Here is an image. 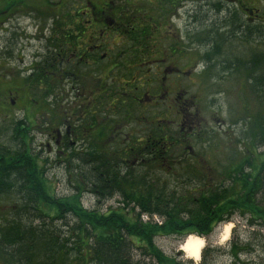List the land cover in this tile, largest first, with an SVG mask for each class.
<instances>
[{
    "label": "trees",
    "instance_id": "obj_1",
    "mask_svg": "<svg viewBox=\"0 0 264 264\" xmlns=\"http://www.w3.org/2000/svg\"><path fill=\"white\" fill-rule=\"evenodd\" d=\"M211 1L158 0L161 7L168 3L166 7L160 8L162 13H159V17L170 13L177 15L178 9L175 7L182 2L194 5L205 2L204 9L214 12L218 20H221L217 28L211 27L206 31L201 27L193 38L196 42H202L208 40L210 35H216L205 55L208 62L212 59L210 57L224 54V47L229 45L227 42L232 37L241 39L243 44L249 43L253 37L262 39L264 43V26L260 25L264 23V18L258 15L259 11L264 13V6L259 10L257 7L247 8L246 4L252 3L250 0ZM100 3L102 0L95 4ZM230 3L235 8L245 7L243 10L250 15L249 19H253L252 22H240L238 9L231 8ZM143 4L133 2L128 7L130 12H121L125 13L122 19L129 23L131 35L119 38L131 40V52L137 60L147 56L145 51L153 31L150 23L154 22ZM199 10H194L191 19H195ZM131 15L134 19L138 15L147 19L145 22L133 21L130 20ZM66 48L60 45L64 54ZM94 52L93 59L98 61V55ZM250 58L246 60L234 56L232 60L225 59V62L217 63V67L209 69L208 65L206 68V71H211L212 77L213 74L218 76L217 79L223 77L222 73L231 74L232 70L240 72L238 76L242 74L241 79H244L247 90V95L241 99V106L246 112L249 110L248 102H252L259 110L256 120L249 126L250 130L244 131L250 136L244 157L232 159L234 162L228 165L229 169L220 173L210 167L209 159L203 153L189 151L175 141L165 149L158 147L136 152L140 161H150V164L137 162L141 166L138 172H123L127 162L121 164L117 148L107 152L100 148L90 150L89 146H82L77 152L74 146L65 142L59 146V149L64 148L62 154L65 155L61 156L60 162L79 170L78 173L74 170L75 175L78 174L74 182L76 192L55 196L46 184L47 179L43 175L45 169H41L37 163L39 154H32L25 140L28 136L27 126L23 122L15 123L13 138L18 142L17 149L0 144V264H140L134 258L135 249H140L156 264H185L172 258L168 260L154 247L153 238L158 235L207 236L218 223L231 219L236 211L264 225V159L254 162L258 147L264 149V51L254 52ZM45 63V69L48 70L51 67L50 61ZM212 68L216 69L215 72ZM137 78H130L127 74L123 84L132 83L133 80L141 84L142 79ZM37 79L34 78L33 85L38 88ZM51 81L52 78L43 82L44 90H52ZM69 89L67 86L59 90V93L63 94ZM93 99L96 100V97ZM242 114L243 118L247 115ZM17 132L20 134L17 135ZM226 145L233 147L234 157L239 154L238 146L231 140ZM262 153L264 157V151ZM71 161L72 165L69 164ZM205 166H209V169ZM160 171L176 178L178 182L175 183L178 184L170 187L167 178L160 176ZM80 191H86L97 203L119 195L118 203L122 204V208L108 207L105 211L97 207L85 208L79 199ZM11 199L10 206L4 210L5 202ZM3 212L6 215L2 216ZM142 214L149 218L156 215L161 218L160 223L151 219L143 221Z\"/></svg>",
    "mask_w": 264,
    "mask_h": 264
},
{
    "label": "rangeland",
    "instance_id": "obj_2",
    "mask_svg": "<svg viewBox=\"0 0 264 264\" xmlns=\"http://www.w3.org/2000/svg\"><path fill=\"white\" fill-rule=\"evenodd\" d=\"M44 1L47 0H27V2L33 5L43 3V7H45L46 4ZM52 1L55 2V4L61 3V7L58 8L57 12L60 13L62 8V12H65V14L67 13V15L66 17L60 16L55 18L54 15H52L53 13H45L44 25H46L50 19V27L54 29V34H43V41L39 44L41 48H43V52L47 50V43L49 44L53 40L52 38L57 34L58 36L61 34L59 36L61 40L59 41V45H63L66 48L68 42H64L66 39L62 38V36H64L63 34H68L67 32L75 27L73 22L77 21V23H79L82 21V18L78 17L79 20L72 19L73 22H71V17L67 16L69 10L73 14L77 10H81L82 7L80 5L84 0ZM92 1L97 3L101 0ZM107 1H112L110 4L114 5V7L110 9L111 13H108L109 18L114 17L113 14L115 12H117L115 13V17H117V14L122 12V10L130 12V8H128L129 5L138 1L145 3L143 6L146 5V12H149L148 15L152 16L154 19V22L150 23L153 27L152 37L150 38L152 43L151 41L149 42L148 48H146L147 51H145L148 52L149 49H152L150 57L147 56L149 60H152L151 62L142 60L141 62L146 63L143 65L142 63L139 65L134 64L135 58L130 48L131 40L126 39V37H114L113 40H109L108 43L104 45L103 50H105L104 54L106 58L97 65L100 66L101 69L102 65L103 67L106 66L105 63L116 64L113 69L115 73H117L119 80L122 76L121 78H123V81H125L124 76L129 73L132 67L139 66V68L136 69V77H138L137 79H142V83L139 84L138 81L134 82L138 89L136 96L144 95L143 97L141 96L139 103L136 102L128 105L127 111L129 112V116H127L126 119L124 118L120 125H116L115 130L121 133V135L120 133H118L119 136L117 135L118 142L113 140V136L105 134L110 133V131L108 132L106 129L101 131V125L91 128L92 134H88L90 131L87 133L85 128L87 122L92 119V116L88 113L89 106L93 105V97H97V92L93 97L90 96V94L95 86L98 87L99 82L94 83L90 77L93 78L98 76L99 78L101 74L100 69L95 68L97 67L96 64L90 67L91 76H89V73H86L89 69L81 71V69H83V64H80L78 69L76 68L77 84H72L73 90L69 89L68 92L65 91L63 94L61 93V99L58 102L52 103V105H56L53 109L51 108L50 102L44 100L47 96L43 94L42 90L33 86L30 81L26 82L27 86L22 85L24 84L23 79L26 77L24 73L26 67L23 65L24 60L28 56V58L30 57L28 59L29 61L31 57L34 56L31 53L34 48L31 49L28 47L27 49H23V45L18 42V46L16 44L11 46V55L13 57L4 58L3 54L6 56V53H4V49H0V144L10 146L12 149H17L18 142L13 138V127L15 123L23 122L25 124L24 126H27L25 128L28 134L25 140L32 149V151L30 149L31 153H38L40 156L37 159V163L41 169H45L43 175L47 179L46 184L48 183V188L51 187L52 194L55 196H67L76 192L74 182L75 176L78 175L77 173L79 170L76 167L74 169L69 168L60 162L61 156L65 157V155L62 154L64 148L59 149V146L62 144L59 146L55 144L56 134L58 133L56 132L57 128H60L58 130L63 131L64 134L70 126L76 123L77 131L74 132L76 144L74 147L77 152L80 151L78 148L82 146H89V149L91 148L90 150L100 148L107 152H112V150L116 148L117 143H123L129 138L135 145L143 147L139 143L141 142L143 144L146 136L155 131L159 123L163 128L169 127L172 132H175L174 130L179 128L178 121L182 111L179 109L180 106H175L173 102L174 100L178 101L177 98L179 99L181 95V100H185L184 103H187V112L185 113V111H183L181 117L189 118V120L191 119L195 125H198L200 120L201 125L196 126L197 130L200 132L206 131L204 134L206 138L204 140H189L190 147L203 153L205 158L209 159L210 167H214L218 173L229 169L228 165L234 162L232 159L237 160L239 157L243 158L245 148L248 147L247 143L249 144L250 141L249 134L247 133L246 135L244 131L246 130V132H248V129L250 130L249 126L256 120V115L259 110L255 107L256 104L254 106L252 102H248V111L245 112L243 110L241 99L247 95V90L244 85V79H241L242 74L238 76L240 72L232 70L231 74L222 73L223 77L217 79L218 76H214L213 74L212 77L211 71H206V68L208 65L209 69L213 66L217 67V63L225 62V59L232 60L234 56H241L246 60L251 59L250 57L254 52L264 51L262 39L253 37L249 43L243 44L244 42H242L241 39L232 37L231 41L227 42L229 47H224L226 48L223 50L224 54L220 57H210V59H212L208 62L205 60V55L208 48L211 47L212 39L216 38V35L212 34L209 36L208 40L202 42H196L193 38L197 35L195 33L199 31L201 27L206 31L212 29L211 27L217 28L221 20H218L214 12L204 9L206 8L205 2L200 4L196 3L195 5L182 2L175 7L178 9L177 15H171L170 13L164 17H159V13H162L159 11L160 8L166 7L168 3H165L161 7L160 4L158 5V0ZM164 1L166 2V0ZM72 2L76 4L77 10L71 8ZM250 2L252 3L246 4L247 8L250 9L251 7H257L259 10L264 6V0H250ZM4 3V0H0V9L3 7ZM210 3H212L211 0ZM230 7L233 9L237 8L231 5V3ZM244 8L245 7L241 8L240 6L237 8L240 17L239 21L250 23L253 19H249L250 15H247V12L243 10ZM195 9H201V11L199 10L198 13H196L197 18L191 19V15H194ZM263 14L260 11L258 12V15L264 18ZM49 15L50 17H48ZM75 16H77L76 13ZM16 17L19 20H23L20 18V14ZM144 17L145 16L142 17L138 15V17L133 20L130 16V20L143 22L147 19ZM204 18H206V20ZM27 22L28 21H26V23L20 22L19 24L24 27L27 26ZM12 23L16 25L17 21L13 19ZM260 25L264 26V23H260ZM127 29L128 27L119 26L117 29H111L109 34L127 31ZM31 30L32 29L29 28L27 31ZM221 32H223L222 29ZM4 34H7L5 27L3 24H0V48L4 47ZM187 34H189V38L192 39H189ZM18 35L19 33L16 34V36ZM225 36L228 37L229 35L225 34ZM173 48L178 49L172 52L171 50ZM99 52L103 53L102 50H98V53ZM60 53L63 54V57L70 55L67 48L65 49V54L62 53L61 50ZM67 61L68 59L66 58L61 65L65 66V69L70 70V67L73 68L74 62L71 60V65H68ZM171 64H173L172 67ZM184 64L187 65L186 68ZM167 65H169V67ZM180 68L181 70H178ZM212 70L215 72L216 69L212 68ZM100 78H102V81L104 80L102 76ZM147 78H149L150 81H147ZM62 84L59 90L68 86L64 82ZM24 87L26 88L23 91L22 98H19L10 106L8 98L14 96L16 94L15 92H19V90L24 89ZM243 87H245V93L243 92ZM124 89L127 90L126 85H124ZM163 89H168L170 92L165 103L159 102L158 104H149V99H151V97L148 94L154 95L158 92L162 94L164 92ZM94 90L97 91L96 89ZM9 91H12V94H8ZM48 92L52 94L54 92L53 88ZM82 94H85L86 97L81 98L80 96ZM141 102H143V104H140ZM242 113H247L246 117L243 118ZM97 115L99 117H105L108 114L104 109H101V111L97 112ZM107 126H109V128L111 126L108 119ZM18 134L20 133L17 132V135ZM66 135H62L63 137L61 136V142L68 140L72 141L71 136L69 137ZM102 135L103 138H101ZM15 137L17 138V136ZM240 139H242V142ZM138 140L139 142L137 143ZM172 140H177L176 143L179 142L178 138L173 137ZM230 140L233 144L238 146L237 152H239V154H237V156L235 155V157L232 153L233 147H227L226 145ZM186 144L187 142L184 141L182 143L183 147H186ZM257 151L255 163L260 161L261 158L264 159L262 155L264 149L258 147ZM45 159H47L46 162H44ZM137 162L150 164V161L147 159L145 161H140L138 156L137 160L134 159L132 161V159H130L124 165L123 172L140 171L141 166ZM69 164L72 165V161ZM176 167L177 165H175V168ZM205 168L208 170L209 166H205ZM74 170L77 172L76 175ZM160 176L162 178H167L170 187H174L178 184L175 183L178 182V180L169 176L167 173L163 174V172H161ZM222 179L225 180L224 176H222ZM78 193L80 194L79 199L85 208L90 209L97 207L103 211L108 207L114 209L118 207L122 208V204L118 203L119 195H114L113 198L108 201L97 203L96 199L86 191H80ZM11 202L12 199L5 202L3 209L7 210V206H10ZM130 207L131 205H129V208ZM1 215H6V213L3 212ZM152 219L154 222H160L161 220L158 216H153ZM141 220L147 221L148 219L142 216ZM225 224H231V227L229 229L228 239L222 241L221 236ZM186 237L187 235L184 237L158 235L153 238V244L155 248L168 258V260L172 258L177 262H184L185 264H264V225L260 221L250 220L247 214L241 215V213L236 211L231 219L218 223L209 235L201 236L204 245L200 251L199 259L194 260L187 257L186 253L180 249ZM134 258L140 261V264H156L153 259L145 256L140 249H135Z\"/></svg>",
    "mask_w": 264,
    "mask_h": 264
},
{
    "label": "flooded vegetation",
    "instance_id": "obj_3",
    "mask_svg": "<svg viewBox=\"0 0 264 264\" xmlns=\"http://www.w3.org/2000/svg\"><path fill=\"white\" fill-rule=\"evenodd\" d=\"M4 1L5 3L3 7L0 9V24H3L7 33L4 34V38L6 39V41L5 39L3 41L4 47L0 48V49H4V53H6V56H4L3 54V57L6 59L13 57L11 55L12 53L11 46L13 44H16L18 46V42L23 45L22 46L23 49H27L28 47L31 49L34 48L33 52H31L32 55L34 56L31 57L29 61L28 59L30 57L28 58V56L24 60L23 65L26 67L24 70L26 77H24L23 79L24 84L22 85L27 86L26 82L28 81H30L31 84L33 85L34 78L38 77L37 79L38 89L42 90L43 93H46L47 101H51L50 103L58 102L60 100L58 93L60 86L63 85L62 84L63 82L67 84L71 90L74 89L72 88V84H77L76 68L78 69V66L80 64H83L82 65L83 69H81V71L82 70L84 71L85 69L86 70L89 69L86 71V73L87 74L89 73V76H91L90 67L94 64H96L97 66L99 62L104 61L106 58L104 54L105 50H103L104 45L108 43L109 40H113L114 37L127 35L122 33H131L128 28L127 31H122L119 33L116 32V34H109L111 32V29H117L119 26L129 27V23H127V20L122 19V14L125 13L120 12L119 14H117V17H115L116 16L115 13H117L115 12L113 14L114 17L109 18L108 13L110 14L111 13L110 9L114 7L113 4H110L112 1L102 0L103 3L95 4L92 0H84V2L80 5L82 7L81 10H77L76 4L72 2L71 8L73 10L74 9L77 10L75 12L77 16H75V13L73 14L69 10L67 17H71V22H73L72 19L79 20L78 17L82 18V21L79 23H77V21L73 22L75 27L71 28L67 32L68 34H63L64 36H62V38L66 39V41L68 42L67 50L69 51L70 55L63 57V54L60 53L59 41L61 40L59 36L61 34L59 36L58 34L55 35L52 38L53 40L49 44L47 43L46 45L47 50L43 52V48H41V46L39 45L43 41V34H52V35L54 34V29L50 27V19L48 20L49 22L46 25H44L45 13L51 12L53 13L52 15H54L55 18L60 16L66 17L67 13L65 14V12H62V8L60 13L57 12L58 8L61 7V3L55 4V2H53L52 0L44 1L46 5L45 7H43V3L38 5H33L32 3L27 2V0H4ZM224 5L226 6V4ZM122 12H125V10ZM18 14H20V18L23 20H19L16 17ZM48 17H50V15ZM131 18L134 19L133 15H131ZM13 19L17 21L16 25L12 23ZM26 21H28L27 26L24 27L20 26L19 24L20 22L26 23ZM49 27H50V31H49ZM29 28H31L32 30L27 31ZM18 33L19 35L16 36V34ZM151 37L152 36L149 37L148 45L149 42L151 41L150 39ZM136 49H138V47H136ZM177 49L178 48H173L171 51L173 52ZM93 50L95 51L94 54L98 55L99 58L98 61H95L93 59ZM98 50H102L103 53L100 52L98 53ZM133 50H135V47L133 48ZM151 51L152 49L148 50L147 56L150 57ZM66 58L68 59L67 61L68 65H71V60L74 62L73 68L70 67V70L65 69V66L61 65ZM142 60H147L149 62L152 61L149 60L148 57L142 59L140 58V60L138 58V60L135 59L134 64L136 65H139L140 63H142V65L145 64L146 62H141ZM47 61H50L49 66H51L48 67V70L45 69L46 67L45 62ZM105 64L106 66L104 67L101 64L102 65L101 69L100 66L95 67L96 69H100L101 74L99 75V78L98 76L94 78L90 77L94 83H97L99 81L98 87L95 86L94 88L97 91L93 89L91 91L90 96L93 97L94 95L93 93L95 92H97L98 95L96 97V100L93 99L92 101L93 105L89 106L88 113L90 116H92V119L89 122H87L85 128L87 130V133L90 131V133L88 134H92L90 129L101 125L100 130L104 131L106 129L108 130V132L110 131V133H105V134H109L113 136V140L118 142L117 135L119 136L118 133L120 132L115 130L116 125H120L121 122L124 120V118L126 119L127 116H129V112L125 111L127 110L128 105H130L131 102L139 103L141 96L143 97L144 94H142L141 96H136V92L138 89L137 86L134 85V80L132 81V83L125 84L127 90L124 89L123 78L120 77L119 80L117 73H115V70L113 69L116 66V64H109V63H105ZM172 65L173 64H171V67ZM167 66L169 67V65ZM184 67L186 68L187 65L184 64ZM137 68H139V66L131 68L132 71L130 70L128 73L130 78L131 76L134 78L135 76H137V70H136ZM178 70H181V68ZM101 76L105 81L104 80L102 81V78H100ZM51 78H52L51 84H53V91H54L52 94L48 92L50 91L49 89L44 90L43 88L44 87L43 82L50 80ZM25 88L26 87H24V89H20L19 92H15L16 94L14 96L12 97L10 96L8 98V103L10 106L13 105L16 100L22 98L23 91L25 90ZM11 92L12 91H9L8 94H12ZM169 94L170 92L168 89H165L162 94H159V92L154 95L148 94L152 99V102L151 99H149L150 101L149 104L151 105L158 104L159 102L164 104ZM80 97L85 98L86 96L85 94H82ZM177 100L178 101L174 100V102L173 101L172 102L175 106L179 105L180 106L179 109L180 111H182L178 121L179 128L177 130H174L175 132H172L169 127L163 128L160 126L159 123L158 128L155 129V131H153L150 135L146 136V138L144 139V143L143 144L141 142L139 143L143 147H139L140 145H135L130 138L125 140L123 143L122 142L117 143L116 148L118 151L120 150L119 153L121 156L120 157L121 164L128 162L130 159H132V161L134 159L137 160L138 155L136 152H138L139 150H150V149H156L158 147L162 149L167 148L168 146L171 145V142L173 141L172 140L173 137L178 138L181 147H183L182 143L186 141L187 142L186 147L183 148H187V150L189 151L192 150L196 151V149L190 147L189 140L191 139L194 141L202 140L206 131L200 132L197 130L196 126L201 125L200 120L198 125H195V123L191 121V119L189 120V118L187 119L185 117L184 118L181 117L183 115V111H185V113L187 112V103H184L185 100H181V95L179 99L177 98ZM140 104H143V102H141ZM52 107L54 109L56 105L53 104ZM101 109H104V111L108 115L105 117H99L97 115V112L101 111ZM107 119L109 121V124L111 125L110 128L109 126H107ZM58 129L60 128H57L56 130V132H58L56 134L57 136L55 139L56 145L58 146L61 144L64 145L65 142H68L72 146L76 144V141L74 139V132L77 131L76 123L73 126H70V128H68L64 134L63 131ZM62 135H66L69 137L71 136L72 141L68 140L61 142ZM101 138H103V135ZM176 141L177 140H175V142ZM138 142L139 140L137 141V143Z\"/></svg>",
    "mask_w": 264,
    "mask_h": 264
},
{
    "label": "bare ground",
    "instance_id": "obj_4",
    "mask_svg": "<svg viewBox=\"0 0 264 264\" xmlns=\"http://www.w3.org/2000/svg\"><path fill=\"white\" fill-rule=\"evenodd\" d=\"M231 224H225L223 226L221 240L225 241L228 239L229 229ZM203 239L199 236L188 235L182 242L180 249L186 253V256L194 260L199 259L200 251L203 248Z\"/></svg>",
    "mask_w": 264,
    "mask_h": 264
}]
</instances>
